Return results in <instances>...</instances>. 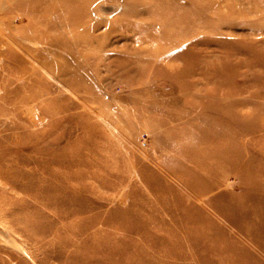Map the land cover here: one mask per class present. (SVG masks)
Here are the masks:
<instances>
[{"label":"rangeland","instance_id":"obj_1","mask_svg":"<svg viewBox=\"0 0 264 264\" xmlns=\"http://www.w3.org/2000/svg\"><path fill=\"white\" fill-rule=\"evenodd\" d=\"M25 6L0 264H264V0Z\"/></svg>","mask_w":264,"mask_h":264},{"label":"bare ground","instance_id":"obj_2","mask_svg":"<svg viewBox=\"0 0 264 264\" xmlns=\"http://www.w3.org/2000/svg\"><path fill=\"white\" fill-rule=\"evenodd\" d=\"M72 1L73 0H0V91H4V94H8L6 92H8L11 83L16 84L14 90L24 88L26 80L29 79L31 75L21 70L27 65V61L20 58L17 55L18 53L11 48L10 45L12 42L17 43L21 49L29 53L33 60L43 65L44 70L48 69L46 66L47 58L41 53H37V51H32L31 47H29L30 45H25L27 41H30L31 44H36V46L44 45V40L40 39L39 41L38 39L27 38V35L24 36L21 32L20 37H18L13 32L15 30L19 31L21 27L22 29L26 28V25L22 24L23 26H21V24L16 21L17 16L20 17L21 14L26 13L25 5L29 3L36 5L38 11L36 15L38 19L45 20L51 18L57 23L61 22V18L63 17L66 19L65 28H67V26L71 28L73 23L71 19L73 15ZM50 69L49 67V70Z\"/></svg>","mask_w":264,"mask_h":264}]
</instances>
